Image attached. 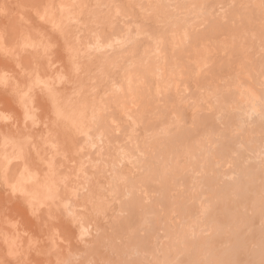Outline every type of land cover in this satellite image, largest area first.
<instances>
[{
  "label": "rangeland",
  "instance_id": "obj_1",
  "mask_svg": "<svg viewBox=\"0 0 264 264\" xmlns=\"http://www.w3.org/2000/svg\"><path fill=\"white\" fill-rule=\"evenodd\" d=\"M263 60L261 0H0V73L7 74L0 112L11 117L0 121V162L8 179L21 180L30 194L29 200L17 195L11 202L0 223V250L6 253L19 239L20 259L46 264L57 258L44 228L49 209L43 201L46 186L52 185L61 195L79 190L76 204L64 201V215L79 226L77 231L100 227L94 240L102 247L90 242L96 261L228 264L230 259L242 264L244 259V264H262L252 257L262 222L247 197L264 198L259 192L264 179ZM73 64L79 65L78 73ZM37 77L55 90V101L67 116L59 124L52 123L55 105L35 84ZM30 89L35 127L23 118L20 93ZM234 94H242V102L233 105ZM258 173L261 178L254 180ZM231 181L243 185L247 200L227 189ZM226 200H233L226 206L242 217L241 227L250 225L240 230L239 242L245 243L239 248L230 242L233 226L217 229L215 224ZM85 206L87 214L80 218ZM59 230L69 237L74 231L64 221ZM134 237L143 240H133L132 249ZM185 241L192 250L186 246L184 251Z\"/></svg>",
  "mask_w": 264,
  "mask_h": 264
},
{
  "label": "clouds",
  "instance_id": "obj_2",
  "mask_svg": "<svg viewBox=\"0 0 264 264\" xmlns=\"http://www.w3.org/2000/svg\"><path fill=\"white\" fill-rule=\"evenodd\" d=\"M11 181L7 182L4 179L2 171H0V223L3 222L5 215L10 212L11 202L17 199V196H13L7 186ZM32 189H29L31 191ZM7 198V199H6ZM65 200H72L74 204L79 200L78 196H73L71 191L65 190L64 195L60 194V189L57 188L54 192L53 198L44 199L43 203L49 209L48 219L44 222V228L49 233L52 243L54 244L53 253L56 255V259L48 260L46 264H136L135 261L130 259H108L95 261L88 258V249L91 247L90 242L99 237L100 230L96 228L93 232L92 228H89L88 234L81 237V231H77L78 225L74 220H69L64 215ZM87 206L80 208L79 217L83 218L87 214ZM64 221L69 223L73 228V235L69 237L60 231V224ZM89 223L96 227L94 220H89ZM22 249L19 243V239L14 245L9 246L7 252L0 250V264H32L31 261L20 259Z\"/></svg>",
  "mask_w": 264,
  "mask_h": 264
},
{
  "label": "bare ground",
  "instance_id": "obj_3",
  "mask_svg": "<svg viewBox=\"0 0 264 264\" xmlns=\"http://www.w3.org/2000/svg\"><path fill=\"white\" fill-rule=\"evenodd\" d=\"M262 59H263V58H262ZM263 61H264V60H263ZM259 66H260V65H259ZM261 66H262V65H261ZM263 67H264V65H263ZM237 92H238V91H237ZM231 96H232V95H231ZM233 96H234V99H235V100L233 101V102H235L233 105H236V103L239 104L240 102H242V98H243L242 94H237V95H236V98H235V94H234ZM233 96L231 97V100L233 99ZM228 97H229V96H228ZM223 98H225V97H223ZM225 99H226V98H225ZM225 99L222 100V101H227V100H225ZM219 101L221 102V104H225V103L228 102V101H227V102L223 103L221 100H219ZM229 101H230V100H229ZM233 102L231 101V103H233ZM229 104H230V103H229ZM230 116H231V115H230ZM262 118L264 119V116H263ZM229 120H230V118H229ZM231 120H232V119H231ZM228 122L231 124L230 121H228ZM228 122H226V123H228ZM232 122H233V121H232ZM229 123H228V124H229ZM261 126L264 128V124H262ZM231 143H232V141H231ZM224 148H225V147H224ZM227 151H228V150H227ZM235 162H236V161H235ZM236 166H237V165H236ZM255 167H256V166H255ZM262 167H263V166H262ZM241 168H243V167H241ZM246 168H247V167H246ZM237 171H238V170H237ZM252 171H253V170H252ZM260 171H261V170H260ZM260 171H259V172H260ZM218 172H219V174L221 173L220 171H218ZM263 172H264V171H263ZM217 174H218V173H217ZM236 174H237V173H236ZM243 174H244V173H243ZM250 174H251V173H250ZM253 174H254V173H253ZM217 176H218V175H217ZM246 176H248V175H246ZM250 176H251V175H250ZM252 177H253V176H252ZM217 178H218V177H216V179H217ZM255 178H261V176H259V173L256 174V175H254V178H253V179L255 180ZM262 178H264V177H262ZM238 179H240V177H238ZM238 179H237V181H238ZM242 179H243V178H242ZM244 179H245V178H244ZM250 179H251V178H250ZM245 180H246V179H245ZM256 180H257V179H256ZM215 181H216V180H215ZM219 181H220V180H219ZM233 181H234V180H233ZM233 181H231V183H233V185L230 184V186H226V187H227V189H229V187H230V190H232L233 193H234V192H235V193H238L239 196H240V198L242 199L241 201H243V199L246 198V194H245L246 192H245L244 188L242 187L243 185L241 184L242 186H240L238 183H237V184H238L239 186H238V185H235L234 182H235L236 180H235L234 182H233ZM258 181H259V180H258ZM260 181H261V179H260ZM238 182H239V181H238ZM248 182H249V179H248ZM132 183H133V182H132ZM217 183H219V182H217ZM245 183H246V182H245ZM253 183H254V182L251 183L252 186H253ZM248 184H249V183H248ZM133 185H135V184H133ZM208 185H210V184H208ZM208 185H207V186H208ZM227 185H228V184H227ZM245 185H247V184H245ZM245 185H244V186H245ZM254 185H255V184H254ZM258 185H259V184H258ZM131 186H132V185H131ZM132 187H133V186H132ZM256 187H257V186H256ZM260 187H261V191L259 190V192H261L260 194H264V179H263L262 184H261ZM260 187H259V188H260ZM210 188H211V186H210ZM254 188H255V187H254ZM254 188H252V189L254 190ZM211 189H212V188H211ZM224 189L227 190L226 188H224ZM246 189H247V188H246ZM257 189H258V187H257ZM247 190H248V189H247ZM247 190H246V191H247ZM253 190H252V191H253ZM223 191H224V190H223ZM228 191H229V190H228ZM248 191H249V190H248ZM248 191H247V192H248ZM256 191H258V190H256ZM226 192H227V191H226ZM230 193H231V192H230ZM249 193H250V191H249ZM254 193H255V192H254ZM134 194H135V193H134ZM219 194H220V196H222V193H221V192H220ZM224 194H225V191H224ZM238 194H237V195H238ZM250 194H253V193H250ZM256 194H257V193H256ZM135 195H136V194H135ZM135 195H134V197H135ZM214 195H215V194H214ZM226 195H227V194H225V196H226ZM228 195H229V194H228ZM237 195H235V196H237ZM229 196L231 197V195H229ZM233 196H234V194H233ZM254 196H255V194H254ZM254 196L251 197V198H248V197H250V196H248L247 199H249V201H251V202H249V203H251V204H252L251 206H253V208L255 209L256 217L259 218V219H258V218H256V219L259 220L258 222H260V220H261V222H262V225H261V226H262V229H263V230H260V229H259V231H258L257 228L254 229V231H255V230L258 231V232L255 231V233L257 232V237H255V238H256V241L259 240V242L257 241V243H258V244H257V248L254 247L256 244L253 246V247L256 248V249H255V251H254V253H253L254 256H252V255H251V256L254 257L257 261L259 260V263L262 262V264H264V198H262V197L260 196L261 199H260V198L257 199L256 197L258 196V194H257L256 197H254ZM262 196H263V195H262ZM214 197H215V196H214ZM263 197H264V196H263ZM220 198H221V197H220ZM226 198H229V197L226 196ZM226 198H225V199H226ZM221 199H222V198H221ZM221 199H217V200L220 201ZM229 199H230V198H229ZM231 199H232V198H231ZM247 199H245V200H247ZM231 201H233V200H230L229 202L231 203ZM235 201L237 202V198H236ZM214 202H215V201H214ZM226 202H228V200H226ZM229 202H228L227 204L225 203V206H222V205L224 204V203H223V200H222V203H223V204H222L221 206H222V207H225V208L223 209V215H225V217H224L222 214H220V216H217V220H218L219 217H221V219H219V221L221 220V222H219V221H218V222H215V221L212 222V220H211L210 222H212V223H210V224H211L210 226H212V224L215 222L216 226H218V227H217V229H218V228H220V225H222V224H225V223H227V224H231V225L233 226V228H234V229H233L232 226H231V228L233 229V231H231V232H233V233H232L231 238H230L231 245H232V247H238V246L242 247L241 245L244 244L245 242H244V239H243V242H244V243H240V242H239V237H240V238H243V235H242V236L239 235V234L241 233L240 230H241V228H242V230L245 229L246 226H249V227H250V225H249V223L247 222V223H248V224L246 223L247 225L244 224V225H246V226H242V227H241V225H242V223H243L244 221H243L242 223L240 222V219H241L242 217L240 216V217H239L240 219H239V218H238L239 215H236L237 212H235L236 214L233 213V212H231V210L229 209V207L231 206V204H232L233 202H232L231 204H229ZM236 202H235V203H236ZM216 203H217V202H216ZM220 203H221V201H220ZM237 203H238V202H237ZM237 203H236L235 206H237ZM228 204H229V207L227 208L226 205H228ZM238 204H239V203H238ZM247 204H248V202H247ZM216 205H217V204H216ZM243 205H244V204H243ZM221 206H220V207H221ZM232 206H234V205H232ZM238 206H239V205H238ZM238 206H237V208H236V207H235V208H236V209H239ZM241 207H242V205H240V208H241ZM244 207H245V205H244ZM246 207H248V206L246 205ZM215 208H216V206H215ZM232 208H233V207H232ZM249 208H250V207H249ZM41 209H42V208H41ZM217 209H218V208H217ZM34 210H35V208H34ZM42 210H43V209H42ZM229 210H230V211H229ZM232 210H233V209H232ZM239 210H240V209H239ZM241 210H242V208H241ZM36 211H37V210H36ZM40 211H41V210H40ZM215 211H216V209H214V213H215ZM221 211H222V210H220L219 212L222 213ZM216 212H218V211H216ZM40 213H41V212H40ZM42 213H43V211H42ZM206 213H207V212H206ZM209 213H210V212H208V215H209ZM241 213H242V212H241ZM187 214H188V213H187ZM215 214H216V213H215ZM78 215H79V214H78ZM78 215H77V216H78ZM217 215H219V213H218ZM37 216H38V214H37ZM42 216H43V215H42ZM42 216H41V217H42ZM77 216H76V217H77ZM213 216H214V215H213ZM222 216H223V217H222ZM236 216H237V219H236ZM38 217H40V216H38ZM209 217H210V216H209ZM254 217H255V215H254ZM254 217H253V219H254ZM77 218H78V217H77ZM77 218H75V219L77 220ZM206 218H207V217H206ZM214 218H215V216H214ZM222 218H223V220H222ZM247 218H248V217H246V220H248ZM204 219H205V217H204ZM207 219H208V218H207ZM207 219H206V220H207ZM210 219H213V218H210ZM215 219H216V218H215ZM42 220H43V219H42ZM86 220H87V218H86ZM206 220H204V223H205V224H206ZM238 220H239V221H238ZM244 220H245V218H244ZM246 220H245V221H246ZM251 220H252V219H251ZM257 220H256V223H257ZM77 221H78V220H77ZM254 221H255V219L253 220V222H254ZM79 222H80V221H79ZM79 222H78V223H79ZM181 224H182V223H181ZM183 224H184V223H183ZM183 224H182V225H183ZM215 224H213V226H214ZM184 225H185V224H184ZM62 226H63V225H62ZM166 226H167V225H166ZM166 226H165V231H166V229H167ZM179 226H180V225H179ZM213 226H212V227H213ZM225 226H226V224H225ZM225 226H224V227H225ZM98 227H99V226H98ZM173 227H174V226H173ZM184 227H185V226H184ZM228 227H230V226H228ZM249 227H246V229L249 228ZM99 228H100V227H99ZM210 228H211V227H210ZM213 228L215 229L216 227H213ZM221 228H223V227H221ZM225 228H226V227H225ZM150 229L153 230L152 228H150ZM177 229H178V228H177ZM180 229H181V228H180ZM217 229H216V230H217ZM151 230H150V231H151ZM175 230H176V229H175ZM181 230H182V229H181ZM181 230H180V232H181ZM212 230H213V229H212ZM216 230H215V231H216ZM219 230H220V229H219ZM226 230H227V229H226ZM169 231H170V229H169ZM223 231L226 232L225 230H223ZM243 231H244V230H243ZM254 231H253V232L251 231V233H254ZM175 232H176V231H175ZM177 232H179V231H177ZM224 232H223V233H224ZM136 233H137V232H136ZM143 233H144V232H143ZM147 233H148V232H147ZM151 233H152V232H151ZM151 233H148L149 236H151ZM169 233H170V232H168V235H169ZM184 233H185V232H184ZM218 233L222 234V233L219 232V231H218ZM242 233H243V232H242ZM144 234H145V233H144ZM177 234H178V233H177ZM180 234H181V233H180ZM227 234H228V232H227L226 234H224V235H227ZM145 235H146V234H145ZM172 235L175 236V234H172ZM213 235H214V234H213ZM224 235H222V237H223ZM228 235L230 236V234H228ZM71 236H72V235H71ZM130 236H131V235H130ZM143 236H144V235H143ZM147 236H148V235H147ZM170 236H171V235H170ZM170 236H168V237H170ZM180 236H181V235H180ZM216 236H217V232H216ZM44 237H45V236H44ZM108 237H109V236H108ZM131 237H132V236H131ZM144 237H145V239H146V236H144ZM181 237H182V236H181ZM212 237H213V236H212ZM126 238H127V237H126ZM136 238H137V237L132 238V239H131L132 242H133V240H135ZM138 238H139V237H138ZM138 238H137V242L140 241V240L138 241ZM174 238H177V235H176V237H174ZM174 238H173V239H174ZM178 238H179V237H178ZM215 238H216V237H215ZM251 238H253V237H251ZM251 238H250V240H251ZM257 238H258V239H257ZM49 239H50V238H49ZM127 239H128V238H127ZM145 239H144V241H145ZM147 239H148V238H147ZM173 239H172V240H173ZM222 239H223V238H222ZM30 240H31V239H30ZM113 240H114V239H113ZM142 240H143V239H142ZM142 240L139 242V244L142 243ZM181 240H183V237H182ZM184 240H185V239H184ZM184 240H183V241H184ZM252 240H253V239H252ZM94 241H95V240H94ZM146 241H147V240H146ZM146 241L143 242L144 245H145ZM148 241H149V239H148ZM150 241H151V240H150ZM150 241H149V242H150ZM176 241H177V240H176ZM183 241H182V243L184 244ZM205 241H206V240H205ZM241 241H242V240H241ZM245 241H246V240H245ZM247 241H248V240H247ZM19 242H20V241H19ZM22 242H23V241H22ZM22 242H21V243H22ZM51 242H52V241H50V243H51ZM134 242H136V240H135ZM134 242H133V244H134ZM173 242H174V241H173ZM173 242H172V243H173ZM200 242H201V241H200ZM207 242H210V241H207ZM225 242H226V241H225ZM227 242H229V240H228ZM227 242H226V244H229V243H230V242H229V243H227ZM252 242H253V241H252ZM21 243H20V244H21ZM44 243H45V242H44ZM95 243L98 244V240L95 241ZM99 243H102V242H101V239H100V242H99ZM111 243H115V242H111ZM130 243H131V241H130ZM130 243H128V245H129ZM196 243L199 244L198 242H196ZM201 243H203V242H201ZM210 243L213 245L212 240H211ZM215 243H216V242L214 241V244H215ZM247 243L249 244V242H247ZM247 243H246V244H247ZM92 244H93V242H92ZM92 244H91V245H92ZM121 244H122V243H121ZM121 244H120V245H121ZM133 244H132V246H133L132 249L135 247V244H134V245H133ZM136 244H137V243H136ZM139 244L136 245V248H138L137 246H138ZM147 244H148V242H147ZM149 244H150V243H149ZM174 244H175V243H174ZM180 244H181V243H180ZM183 244H182V245H183ZM185 244H186V245H185L184 247H186L187 245L189 246V242L186 243V241H185ZM197 244H196V245H197ZM205 244H206V242H205ZM211 244H210V245H211ZM216 244H217V243H216ZM223 244H224V243H223ZM226 244H225V245H226ZM248 244H247V245H248ZM22 245H23V244H22ZM24 245H25V244H24ZM115 245H116V244H115ZM142 245H143V244H142ZM152 245H153V244H152ZM152 245H151V247H152ZM154 245H155V244H154ZM208 245H209V243H208ZM94 246H95V248H97V247H96V244H95ZM97 246H99V244H98ZM109 246H111V245H109ZM113 246H114V244H113ZM149 246H150V245H149ZM167 246H168V245H167ZM188 246H187V247H188ZM199 246H200V244H199ZM204 246H206V245H204ZM219 246H220V245H219ZM219 246H218V247H219ZM250 246H251V244H250ZM31 247H32V246H31ZM46 247H47V245H46ZM53 247H54V246H53ZM99 247H102V246H99ZM99 247H98V248H99ZM122 247H123V246H122ZM129 247H131V245H130ZM129 247L126 245V248H129ZM139 247H141V246H139ZM142 247H144V246H142ZM182 247H183V246H182ZM184 247H183L184 251H185V249L188 250L187 247H186V248H184ZM197 247H198V246H197ZM197 247H196V248H197ZM201 247H202V246H201ZM208 247H209V246H208ZM211 247H212V246H211ZM215 247H216V246H214V249H215ZM218 247H217V248H218ZM223 247H224V245H223ZM227 247H228V246H227ZM227 247H225V248H227ZM229 247H230V246H229ZM244 247H245V246H244ZM244 247H243V248H240V249H244ZM246 247H247V246H246ZM21 248H22V247H21ZM111 248H112V246H111ZM111 248L109 247L110 250H111ZM117 248L119 249V247H116V248L113 247L112 249H114V251H115ZM124 248H125V245H124ZM136 248H135V251H136ZM147 248H148V247H147ZM188 248H190V247H188ZM196 248H195V249H196ZM199 248H200V247H199ZM199 248H198V249H199ZM203 248H204V247H202V249H203ZM225 248H224V249H225ZM238 248H239V247H238ZM28 249H29V248H28ZM52 249H53V248H52ZM91 249H92V247L90 248V251H91L95 256H93V254L90 253V255H91V254H92V255H91V256L88 255V257H92V260H94L93 258H96V257H97V256H96L97 254H95L96 251H94V250L92 251ZM122 249H123V248H122ZM138 249H139V248H138ZM151 249H152V248H151ZM209 249H210V248H209ZM209 249H208V250H209ZM233 249H234V248H233ZM235 249H236V248H235ZM245 249H246V251H247V248H245ZM88 250H89V249H88ZM97 250H98V249H97ZM99 250H100V248H99ZM123 250H126V249H123ZM145 250H148V249H146V247H145ZM152 250H153V249H152ZM190 250H192V249L190 248ZM208 250H207V252H208ZM210 250H211V249H210ZM212 250H213V249H212ZM212 250H211V252H212ZM222 250H223V249H222ZM222 250H220L221 253H222ZM231 250H232V249H231ZM236 250H237V249H236ZM238 250H239V249H238ZM252 250H253V249H252ZM40 251H41V250H40ZM40 251H39V252H40ZM119 251H120V249H119ZM121 251H122V250H121ZM126 251H127V250H126ZM138 251H139V250H138ZM204 251H206V250L204 249ZM204 251H203V255L206 254V253H204ZM213 251H214V253H215L216 250H213ZM218 251H219V249L217 250V252H218ZM220 251H219V252H220ZM228 251H229V250H228ZM246 251H244V252H246ZM94 252H95V253H94ZM98 252H99V251H98ZM105 252H107V251H105ZM110 252H111V254H109V255L112 256L113 251L111 250ZM122 252H124V251H122ZM142 252H143V251H142ZM142 252H141V253H142ZM145 252H147V251H145ZM150 252H151V251H150ZM189 252H190V251H189ZM189 252H188V253H189ZM199 252H200V249H199ZM199 252H198V254H199ZM211 252L209 251V253H211ZM229 252H230V251H229ZM229 252H228V253H229ZM239 252H240V251H239ZM241 252H243V250H242ZM247 252H248L249 254H252V252H250V250H249V246H248V251H247ZM247 252H246V253H247ZM52 253H53V252H52ZM125 253H126V252H125ZM138 253H139V252H138ZM200 253H201V252H200ZM214 253H213V255H214ZM226 253H227V252L225 251V254H226ZM231 253H232L233 256H234V255H235V250H232ZM50 254H51V253H50ZM88 254H89V251H88ZM100 254H101V253H100ZM103 254H104V253H103ZM103 254H101V255L104 256ZM116 254H117V253H116ZM119 254H120V253H118V255H119ZM192 254H193V253H192ZM195 254H197V253L195 252ZM222 254H223V253H222ZM114 255H115V253H114ZM169 255H170V254H169ZM209 255H210V254H209ZM215 255H216V253H215ZM215 255H214V256H215ZM219 255H220V254H219ZM219 255L217 254V256H219ZM52 256H53V255H52ZM99 256H100V255H99ZM99 256H98L97 260H99ZM197 256H199V255H197ZM243 256H244V254H243ZM243 256H242V257H243ZM100 257H101V256H100ZM104 257H105V256H104ZM104 257H102V258H104ZM108 257H109V256H108ZM193 257H194V256H193ZM203 257H204V256H201V258H203ZM207 257H208V255H207ZM207 257H206V258H207ZM220 257H221V256H220ZM240 257H241V254H240ZM242 257H241V258H242ZM196 258H197V257H196ZM196 258H195V259H196ZM198 258H199V257H198ZM201 258H200V260H201ZM221 258L224 259V255H223V257H221ZM225 258H226V257H225ZM227 258H228V257H227ZM227 258H226V259H227ZM231 258H232V257H231ZM235 258L238 259L237 256H236ZM254 258H253V259H254ZM90 259H91V258H90ZM104 259H105V258H104ZM104 259H103V260H104ZM106 259H107V258H106ZM115 259H116V258H115ZM153 259H154V258H153ZM207 259H208V258H207ZM232 259H233V258H232ZM253 259H251V262H250V263H252V262L255 260V259H254V260H253ZM107 260H108V259H107ZM119 260H120V258H119ZM132 260H133V259H132ZM139 260H140V259H139ZM187 260H188V259H187ZM196 260H198V261H197V264H198V262H200V261H199V259H196ZM205 260H206V259H205ZM205 260H204V261H205ZM209 260H210V259H209ZM217 260H218V259H217ZM220 260H221V259H220ZM228 260H229L228 262H230V263H228V264H231L232 261H233V260H230V259H228ZM243 260H244V259L241 260V261H242V262H241L242 264H244V263L246 262V261H244V263H243ZM256 260H255L254 263H256ZM95 261H96V259H95ZM185 261H186V260H185ZM188 261H190V260H188ZM213 261H214V259H213ZM222 261H223V260H222ZM222 261L220 262L221 264H223ZM226 261H227V260H226ZM247 261H248V260H247ZM152 262H153V261H152ZM192 262H194V261L191 260L190 262H188V263L185 262V263H186V264H189V263L192 264ZM215 262H216V261H215ZM215 262H213V263H215ZM218 262H219V260H218ZM235 262H236V260H235ZM239 262H240V259H239ZM137 263L140 264V262H137ZM137 263H136V264H137ZM143 263H144V261H143ZM200 263H201V264H203V263L205 264V262H203V261H201ZM224 263L226 264L225 261H224ZM257 263H258V262H257ZM152 264H153V263H152ZM195 264H196V262H195ZM216 264H219V263H216ZM236 264H238V263H236ZM247 264H248V263H247ZM260 264H261V263H260Z\"/></svg>",
  "mask_w": 264,
  "mask_h": 264
},
{
  "label": "snow or ice",
  "instance_id": "obj_4",
  "mask_svg": "<svg viewBox=\"0 0 264 264\" xmlns=\"http://www.w3.org/2000/svg\"><path fill=\"white\" fill-rule=\"evenodd\" d=\"M262 5H264V0H261ZM58 27V26H57ZM96 47H99V41H97V45ZM79 65L78 64H73V68L72 71L73 73H78L79 72ZM59 79L64 80L66 79V77L61 76ZM36 85H40L43 88H45L49 94V99L50 101H52L54 103V111H53V116H54V120L52 121V123L54 125L59 124L61 121L66 120L67 116L65 114V112L63 111L62 108H60L58 106V103H56L55 101V90L53 87L49 86L46 82L41 81L38 77L35 81ZM0 87H7V74L6 73H0ZM21 99L24 101V113H23V118H24V123L25 125H27L29 122L32 123V125L35 127L38 125V120H37V116H36V108L34 106V104L31 103V89L28 92H21ZM261 113L262 115H264V99H262V105H261ZM11 117L9 114L4 113V112H0V121H8L10 120ZM53 147H55V145H53ZM15 159H20V156H16L14 157ZM4 161L8 164L11 163V160L8 157H4ZM0 171H2L3 175H4V179L7 182L8 177H7V167L5 166V163L0 162ZM25 171H27V167L25 168ZM10 193L13 196H21L23 197L25 200H29V193L25 190L24 186H23V182L21 180H17L15 182H10L7 184ZM47 195H46V199H50L53 198L54 196V192L56 191V189L53 188L52 185H47ZM71 193L73 196H78L79 195V190L77 188H73L71 189ZM31 202V201H29ZM68 205L65 204V208H67ZM69 216L73 217V219L76 218L75 213L69 212L68 213ZM15 226V225H14ZM88 234V230L81 228V237H84Z\"/></svg>",
  "mask_w": 264,
  "mask_h": 264
}]
</instances>
